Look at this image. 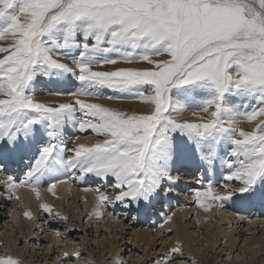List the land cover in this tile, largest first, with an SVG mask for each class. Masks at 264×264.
I'll list each match as a JSON object with an SVG mask.
<instances>
[{
	"label": "snow or ice",
	"instance_id": "obj_1",
	"mask_svg": "<svg viewBox=\"0 0 264 264\" xmlns=\"http://www.w3.org/2000/svg\"><path fill=\"white\" fill-rule=\"evenodd\" d=\"M43 79L68 89L50 93L67 102L37 100ZM105 89L121 95L104 97ZM125 95L147 111L93 102ZM189 110L192 119L175 118ZM89 132L100 139L75 142ZM24 160L20 179L11 173ZM193 170L204 173L189 192L197 209L264 207V0H0V191L8 200L28 188L49 228L71 232V216L44 201L42 187L59 199L58 185H98L82 189L94 194L89 219L115 207L130 227L155 217L164 247L150 264H198L171 227L180 173Z\"/></svg>",
	"mask_w": 264,
	"mask_h": 264
},
{
	"label": "rangeland",
	"instance_id": "obj_2",
	"mask_svg": "<svg viewBox=\"0 0 264 264\" xmlns=\"http://www.w3.org/2000/svg\"><path fill=\"white\" fill-rule=\"evenodd\" d=\"M66 90L68 89L57 87L43 79L35 85L34 94L37 100L46 102L52 99L53 102L58 103L59 101L64 102L67 97L63 96L62 100L61 98L58 100V98L56 99L57 95L50 93ZM113 92L107 89L102 90V96L113 95ZM106 101L102 98L93 102L107 105ZM126 106L128 104L118 108L129 113L145 112L132 108L125 109ZM188 115L190 116L188 117ZM183 117L184 119H192V111H186L183 113ZM241 127L245 130H251V126L245 123H242ZM77 135H79V140L75 142L86 145L100 139L90 132L87 134L77 133ZM27 163L28 161L24 160L19 165L14 166L11 174L22 179ZM220 172V174L212 177L213 182L217 185L224 183L222 176L226 173L223 170ZM183 174L184 172L182 176ZM202 178H204L203 170L194 171V175L185 176L182 181L185 185L184 189L178 190L180 193L178 200L172 201L174 213L178 211V215L175 213V216L179 219L178 225L181 226L179 228L181 230L186 229L191 237L189 250L186 251L185 249V251L198 264H264V207L257 204L247 207L246 210H238L237 206L230 203L231 207L227 205L224 209L218 210L214 206L211 212L205 213L195 208L189 197L191 188L199 187L197 181ZM0 179H6V174L0 173ZM207 182L208 180L204 179V183L207 184ZM235 183L238 184L239 182ZM88 186L96 187L98 185L77 183L71 189L68 187L62 197L58 196L59 199H55L46 191V185L41 189L44 201L52 203L56 210L71 216L72 219L68 225L69 228L73 229L71 232H64L60 225H53L52 228H49L47 221L43 219V214L39 213L40 201L36 199L35 194L32 197L34 211H32L33 209L31 211L37 218L27 220L22 215L26 209L22 200H8L6 192L0 191V257L18 258L21 264H119L120 261H123V264H150L151 260L164 247L160 241L159 229L157 228L155 232L152 230V221L155 220V217L146 223H136L135 226L130 227L124 221L127 213L120 207H115L110 209L103 219H97L95 216L89 219V208L80 195L84 192L82 189ZM20 190L22 188L18 190V196ZM23 190L30 191L26 187ZM75 191L80 196H74L73 192ZM90 193L92 194V192ZM257 208H259V212H254ZM193 209L197 211L195 212ZM132 216L135 219L136 213H133ZM117 217L120 220H117ZM253 221L255 223H252ZM56 227H60L61 237H67L66 239L55 235L52 229ZM171 227L176 232L173 237L175 239L179 235H177L173 224ZM214 228L226 231L234 229L233 238L230 239V242L228 241V246L224 244L225 238L223 237H219L218 242H214V237L208 244L203 241L202 238L206 237ZM20 229L22 232H19ZM137 229L148 230L150 233L149 240L142 241L133 237V232ZM2 237H4L3 240ZM103 240H114V244L103 249ZM158 243L161 244L159 248L157 247ZM231 244L235 246L226 249L232 246ZM65 251L69 253L79 251L82 255L79 261L73 259L65 262L62 258V253Z\"/></svg>",
	"mask_w": 264,
	"mask_h": 264
},
{
	"label": "bare ground",
	"instance_id": "obj_3",
	"mask_svg": "<svg viewBox=\"0 0 264 264\" xmlns=\"http://www.w3.org/2000/svg\"><path fill=\"white\" fill-rule=\"evenodd\" d=\"M107 67H111V66H107ZM57 87H59V86H57ZM113 95L114 96H118V95H121V94H119V93H114L113 92ZM47 97V96H46ZM56 97V96H55ZM104 97H107V96H104ZM58 98V100L61 98V100H62V98H63V96H57L56 97V99ZM66 98V97H65ZM68 98V97H67ZM67 98L65 99V101L67 100ZM104 99H106V98H104ZM47 100V99H46ZM53 100H55V99H53ZM107 101H106V103H107V105L109 106V107H112V108H118V107H120V106H123L124 104H128V106H126L125 107V109L127 108V109H130V108H132V109H138V110H140V111H147V109H148V105H145V104H143V103H141L138 99H135V98H133V96H131V95H125V98H122V99H112V100H109V99H106ZM64 101V102H65ZM60 102V101H59ZM58 102V103H59ZM67 102V101H66ZM45 103H53V104H57V102H53L52 101V99H51V101L50 100H48V101H46ZM119 109V108H118ZM134 111V110H133ZM190 111V110H189ZM186 112V111H185ZM185 112H183V113H185ZM183 113L182 114H179V115H175V118L176 119H178V120H184V117H183ZM188 113V112H187ZM186 113V114H187ZM190 115H188V117H189ZM191 118V117H190ZM245 124L246 125H249L248 123H246L245 122ZM249 126H251V125H249ZM251 129V128H250ZM91 138V137H90ZM85 139V138H84ZM90 144V143H89ZM182 173H183V171H182ZM182 173L180 174L181 176H182ZM221 173V172H220ZM183 178L185 177V175L183 174V176H182ZM185 181H187V180H185ZM21 189V188H20ZM68 189V186L67 185H58L57 186V189H56V191H57V196H63L64 194V192L66 191ZM18 192V191H17ZM82 192V191H81ZM43 193V192H42ZM18 194V193H17ZM48 194V193H47ZM73 194H74V196H82L83 198V200L84 201H86V205H87V207L89 208H87L88 209V211L90 212V210H91V208H92V206H93V203H94V194L92 193H90V192H83V193H81L80 195H78L77 193H76V191L75 192H73ZM33 195H34V193H32L31 191H27V190H23V188H22V190H20L19 191V196H20V199L22 200V202H23V204H24V207L26 208V209H29V210H32V211H34V206H33V204H32V197H33ZM228 206H230L231 207V205L229 204ZM195 207V206H194ZM196 208V207H195ZM216 208H218L217 206H216ZM214 209V208H213ZM224 209V208H223ZM188 210V209H187ZM194 210V209H193ZM219 210V209H218ZM259 210V208H257L256 209V211H254V212H257ZM181 211V210H180ZM179 211V212H180ZM195 212L197 211V210H194ZM88 212V213H89ZM178 211H175V213H177ZM194 212V213H195ZM228 212H229V210H228ZM259 212V211H258ZM228 214H230V213H228ZM227 214V215H228ZM176 215H178V213L176 214ZM184 215H186V214H184ZM183 215V216H184ZM195 215H197L196 213H195ZM232 215V214H231ZM226 216V215H225ZM182 217V216H181ZM227 217V216H226ZM178 221H179V219H178V217L177 216H175L174 217V223H173V225L175 226V229H176V231H177V235H179L180 236V239L181 240H183L184 241V243H185V249H186V251H188L189 250V239H191V237L189 236V234L186 232V229H182L181 230V228H179V227H181L180 225H178L179 223H178ZM252 223H255L254 221L252 222ZM42 226V225H41ZM263 228V227H262ZM233 231H234V229H232V230H228V231H226V230H220L219 228H214L211 232H209L208 233V235L206 236V237H203L202 239H203V241H205L207 244L209 243V242H211V239H213V237H214V242H218L219 241V237H223V238H225V240L223 241L224 242V244H228L229 242H230V239L231 238H233ZM19 232H22V229H20L19 230ZM176 233V232H175ZM179 236H177V237H179ZM189 236V237H188ZM26 237V236H25ZM53 237H55V236H53ZM133 237H135V238H139L140 240H142V241H145V240H149V237H150V233L148 232V230L146 231V230H143V229H137V230H135L134 232H133ZM4 239V237H2V240ZM53 239H55V238H53ZM52 239V240H53ZM229 241V242H228ZM255 242V241H254ZM114 244V240H103L102 241V247H103V249H106L107 247H108V245L109 246H112ZM191 245V244H190ZM201 245L202 246H204V244L203 243H201ZM225 245V246H226ZM230 245V244H229ZM232 246H230V247H228V248H226V247H224V248H226V249H231L233 246H235V245H233V244H231ZM228 246V245H227ZM249 246V245H248ZM191 252V251H190Z\"/></svg>",
	"mask_w": 264,
	"mask_h": 264
}]
</instances>
